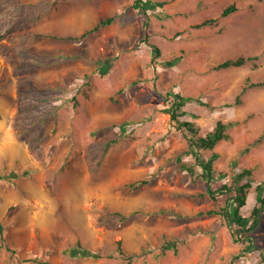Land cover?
I'll return each mask as SVG.
<instances>
[{"label": "rangeland", "instance_id": "374dc122", "mask_svg": "<svg viewBox=\"0 0 264 264\" xmlns=\"http://www.w3.org/2000/svg\"><path fill=\"white\" fill-rule=\"evenodd\" d=\"M175 94L193 98L178 121ZM184 121L196 138L229 125L199 155L213 189L253 171L249 215L264 185V0H0V264H264V213L252 232L229 224ZM78 243L101 257L71 256Z\"/></svg>", "mask_w": 264, "mask_h": 264}, {"label": "trees", "instance_id": "16d2710c", "mask_svg": "<svg viewBox=\"0 0 264 264\" xmlns=\"http://www.w3.org/2000/svg\"><path fill=\"white\" fill-rule=\"evenodd\" d=\"M148 6H151L150 4L144 5L141 4V2L137 1L135 4V7L138 9L146 10ZM236 8L234 6L228 8L224 12V16L232 11H234ZM113 22V17H106L99 20V22L94 25L92 28L87 29L81 37H87L88 35L98 31L101 27H106L109 24ZM214 20H206L205 22L201 23L199 26H205L208 24L213 23ZM62 39V38H61ZM68 39H75L74 37H68ZM156 53H159V50L156 49ZM245 63L244 58H238L235 60H226L222 63H220L216 68L217 69H225L232 66L239 67L242 66ZM193 100V98H182L179 97L177 94L174 95V102L172 103L171 109L168 111L171 112V118L173 121H178V119L183 116V112H180L182 108L185 106V104L188 101ZM179 127L183 128V130L187 133V136L189 137L190 144L195 149L196 152L195 159H196V166H200L203 170L204 176L208 183V194L214 199L217 200L219 197L224 195H229L228 199L226 201V204L223 206L222 213L226 217L227 221L230 225L235 224L236 227L239 229V234L242 232H252L256 230L261 222L262 215L264 213V185L258 184L255 187V201L256 204L252 208V211L249 215H243L242 210L247 206L249 202L248 197V189L252 188V184L250 181L247 180V182L240 184L246 177L252 176L253 171L251 169H244L241 171V173L235 175L232 178V184L225 183L222 186H220L217 189L212 188V182L215 180L214 171L212 169V164L210 162H203V160L200 158V151L203 150H213L221 141L229 139L228 134V124H224L222 122H218L216 124V127L207 133L205 136L196 138L198 136V131L195 125L191 122L184 121L179 123ZM220 157L218 153H214L212 156V160H216ZM184 168H187L190 173H194L193 167L190 166H183ZM27 173V172H26ZM141 183H147L146 181H141ZM0 233H3V225L0 222ZM234 231V235H238ZM178 246L177 241L176 242H167L163 246L164 251L168 250H176ZM254 249V244L252 243L248 250L245 251L251 252ZM118 251L122 254V256L125 255V252L121 248V242H118ZM71 256L77 257V256H83L87 258H100L101 254L93 251L91 249L84 248L80 243L77 244L76 247L72 248L70 251ZM125 259L131 260L132 257L124 256ZM29 261V260H28ZM31 261L36 262L37 264H48L46 262L40 261L38 258L33 259Z\"/></svg>", "mask_w": 264, "mask_h": 264}]
</instances>
